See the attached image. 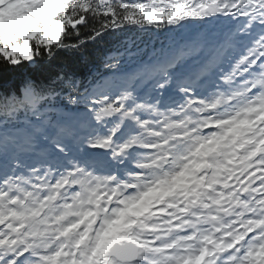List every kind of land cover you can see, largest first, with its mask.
I'll return each instance as SVG.
<instances>
[{
	"label": "snow or ice",
	"instance_id": "1",
	"mask_svg": "<svg viewBox=\"0 0 264 264\" xmlns=\"http://www.w3.org/2000/svg\"><path fill=\"white\" fill-rule=\"evenodd\" d=\"M0 264H264V0H0Z\"/></svg>",
	"mask_w": 264,
	"mask_h": 264
},
{
	"label": "trees",
	"instance_id": "2",
	"mask_svg": "<svg viewBox=\"0 0 264 264\" xmlns=\"http://www.w3.org/2000/svg\"><path fill=\"white\" fill-rule=\"evenodd\" d=\"M129 36L140 34L129 33ZM115 38L103 43L89 45L82 53H61L55 61L41 60L35 67L26 66L4 74L2 79L11 84L18 82L27 75L36 77H54L58 74L72 73L81 76L90 70L102 69V61L106 55L116 46Z\"/></svg>",
	"mask_w": 264,
	"mask_h": 264
}]
</instances>
